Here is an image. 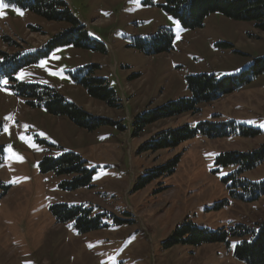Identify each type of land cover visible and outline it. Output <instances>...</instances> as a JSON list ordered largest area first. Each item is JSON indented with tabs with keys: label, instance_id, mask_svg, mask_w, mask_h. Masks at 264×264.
<instances>
[{
	"label": "rangeland",
	"instance_id": "1",
	"mask_svg": "<svg viewBox=\"0 0 264 264\" xmlns=\"http://www.w3.org/2000/svg\"><path fill=\"white\" fill-rule=\"evenodd\" d=\"M61 1L83 26L86 47H59L17 70L18 63L69 27L29 11L21 16L12 8L0 17V264H244L233 256L239 239L228 245L175 244L168 239L185 222L209 232L264 222V195L250 202L238 196L244 194L238 180L264 181V162L239 172L238 164L218 161L222 154H245L264 146V73L200 106L194 115L157 122L136 137L131 124L147 110L188 99L189 76L221 79L249 69L254 60L264 58V33L252 22L218 13L206 17L200 29L177 31L163 0ZM160 28L174 36L170 52L146 56L134 48L136 40ZM21 72L26 74L23 79L18 78ZM74 78L102 80L117 107L91 97ZM21 85L51 88L113 125L90 133L79 129L64 116L31 107L18 93ZM203 122H233L258 133L214 139L197 135L170 151L144 147L157 132ZM9 146L22 161L9 159ZM67 153L94 172L90 187L66 191L61 184L69 177L40 171L45 157L58 159ZM176 156L172 176L144 183L154 168ZM56 205L91 209L101 225L78 233L70 223H56L51 212Z\"/></svg>",
	"mask_w": 264,
	"mask_h": 264
},
{
	"label": "trees",
	"instance_id": "2",
	"mask_svg": "<svg viewBox=\"0 0 264 264\" xmlns=\"http://www.w3.org/2000/svg\"><path fill=\"white\" fill-rule=\"evenodd\" d=\"M164 10L173 19L180 22V27L185 30H195L203 27L206 17L218 13L236 21L252 22L256 30L264 33V0H163ZM9 8H20L39 16L46 22L64 23L69 28L64 32L54 35L41 50L29 60L20 62L15 70L23 65L35 63L40 58L47 57L54 49L66 45L86 47V33L80 23L72 16L67 4L61 0H5ZM38 32V31H37ZM174 36L170 30L160 28L155 34L146 39L136 40L134 48L146 56L168 53L172 50ZM17 55H13L15 58ZM11 58V57H10ZM88 70V69H86ZM80 70L78 72H82ZM264 73V58L256 59L249 69L234 77L216 79L212 75L189 76L186 80L187 90L190 93L188 99H179L167 103L161 107L147 110L139 114L132 121L133 137L143 132L145 128L153 124L177 118L179 116L199 112L202 105L211 104L220 98L232 94L242 87L250 84L255 78ZM77 85L84 87L89 95L109 106L117 107L111 99L104 82L99 79L74 78ZM18 93L30 100L31 107L42 108L51 116H64L76 127L86 132H93L101 127L113 125L107 119L95 118L73 103L67 102L55 90L35 85H21ZM241 133L247 137H253L258 132L252 129L238 127L233 122H203L196 127L183 125L174 130L168 129L157 132L144 143L146 149L152 152L158 150H172L180 144L193 139L197 135L209 139L222 138ZM148 146V147H147ZM222 165L238 164L240 171H250L264 162V146L250 153L222 154L218 158ZM179 162V156L166 162L164 165L154 168L144 178V183H150L154 178H166L175 173ZM42 173L53 172L56 176H67L70 181L63 182L61 187L66 191H74L84 187H90L92 174L85 168V162L77 155L67 153L58 159L45 157L39 165ZM242 186L243 195H238L241 200L248 202L256 200L264 195V181L250 184L244 180H238ZM1 188V187H0ZM52 215L58 224H72L78 233H87L99 229L100 216H92L91 209L84 206L56 205L51 208ZM255 227L236 226L234 228L219 229L209 232L198 229L191 222H185L176 227L168 239L170 243L200 244H229L231 239H239L235 245L233 256L244 264H264V222Z\"/></svg>",
	"mask_w": 264,
	"mask_h": 264
},
{
	"label": "snow or ice",
	"instance_id": "3",
	"mask_svg": "<svg viewBox=\"0 0 264 264\" xmlns=\"http://www.w3.org/2000/svg\"><path fill=\"white\" fill-rule=\"evenodd\" d=\"M9 7H10V5L7 4V3L5 2V0H0V17H3V16L6 15V9H8ZM12 10L15 11L18 15H21V16L24 15L23 10L20 9V8H15V7H13ZM170 19H172V18H170ZM173 22H174L175 25H176L177 31H179V29H180V22L177 21V20H173ZM44 64H46V62H42L41 66H44ZM50 74H55V73H51V72H50ZM25 75H26L25 73L21 72V73H19V77H18V78L23 79ZM4 83L7 84V81H4ZM6 119H10V117H9V118H6ZM4 130H5V131H8V128L5 126V129H4ZM22 138H23V137H22ZM7 151H8L9 154H10V155H9V159H11V158H15V159L20 160V161L23 160V157H20L17 153L12 152L10 146H9V148L7 149Z\"/></svg>",
	"mask_w": 264,
	"mask_h": 264
}]
</instances>
